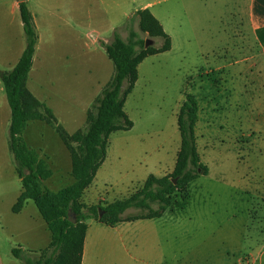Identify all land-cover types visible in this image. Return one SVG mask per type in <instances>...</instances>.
<instances>
[{
  "label": "rangeland",
  "instance_id": "1",
  "mask_svg": "<svg viewBox=\"0 0 264 264\" xmlns=\"http://www.w3.org/2000/svg\"><path fill=\"white\" fill-rule=\"evenodd\" d=\"M87 1L90 6L30 8L39 40L27 88L68 133L85 126L113 73L98 39L109 42L114 29L125 38L123 27L139 3L155 1L149 10L171 47L138 65L123 107L132 127L110 133L105 158L80 198L82 210L130 195L149 174L172 171L185 93L197 100L196 147L208 171L160 217L114 226L87 217L86 264H264V59L247 28V0ZM131 28L147 38L137 19ZM88 29L105 36L97 46H84ZM161 43L155 38L152 44ZM24 44L18 10L0 0V70L11 68ZM9 115L1 88L0 264H22L12 249L37 256L50 234L31 200L14 211L21 183L8 147ZM22 137L52 170L41 180L43 190L56 192L73 181L69 153L53 126L28 121Z\"/></svg>",
  "mask_w": 264,
  "mask_h": 264
},
{
  "label": "trees",
  "instance_id": "2",
  "mask_svg": "<svg viewBox=\"0 0 264 264\" xmlns=\"http://www.w3.org/2000/svg\"><path fill=\"white\" fill-rule=\"evenodd\" d=\"M17 2L25 44L16 63L0 73L10 110L8 145L21 183V194L14 211L21 207V200H31L46 224L50 240L39 249L37 256L20 248H13L12 254L22 264H81L87 217L93 216L96 221L109 226L121 221L160 217L177 193L183 192L199 174L207 173L208 168L200 160L195 140L197 100L194 94L185 93L176 114L180 142L170 173L162 176L149 174L141 187L130 195L113 200L104 207L88 206L87 212L83 211L80 198L105 158L110 133L132 127V121L123 107L138 78V65L150 55L168 51L171 39L148 8L136 9L128 17L123 27L127 30L125 38L114 29L109 42L98 39L112 62L113 73L87 111L85 126L68 133L51 109L26 87L37 34L26 1ZM135 19L141 33L147 38H160L162 43L144 47L145 38L131 28ZM33 120L53 126L69 153L73 181L56 192L41 188V180L51 175V169L45 159L26 145L22 137L26 123ZM130 208L140 211L123 215ZM68 211L74 214V223L68 220Z\"/></svg>",
  "mask_w": 264,
  "mask_h": 264
},
{
  "label": "crops",
  "instance_id": "3",
  "mask_svg": "<svg viewBox=\"0 0 264 264\" xmlns=\"http://www.w3.org/2000/svg\"><path fill=\"white\" fill-rule=\"evenodd\" d=\"M8 1L10 2V5H11L12 8H14V9L16 8L18 10V2H17V0H8ZM25 1L27 3L29 11L31 12L32 19H33L36 31H37V25H36V22H35L34 13L30 9L31 7H73L74 8V7L90 6V3L87 0H25ZM197 1L201 5H206L208 3V1H210V0H197ZM154 2L155 1H146V2H143V3H139L137 5L138 6L137 8L138 9L139 8H148L149 9L151 6H153L155 4ZM18 13H19V11H18ZM245 13H246V18H247V20H246L247 28H248L250 34L252 35L253 39L255 40L257 46H258L259 53L263 56V59H264V0H247ZM36 34H37V41H36V45H35V50H37V44H38V40H39V36H38L39 34L37 32H36ZM98 37L99 38H104L105 36L101 35V31H96L94 29H88L85 32L86 43H85L84 46H86V47H88L89 45L97 46L98 44H96V39ZM23 48L16 55V59H15V62L13 63V65L18 60ZM35 50H34V53H35ZM33 57H34V54H33ZM33 57H32V61H33ZM30 71H31V73L33 71L32 64H31L29 72ZM1 72H3V71L0 70V73ZM29 72H28V74H29ZM27 78H28V76H27ZM0 82H1V80H0ZM30 82H31V76H30ZM32 83H33V81H32ZM25 84H26V87H27V82H25ZM1 85H2V83H1ZM1 88L3 89L2 86H1ZM9 119H10V115H9ZM38 121H40V120H38ZM42 122L45 123L44 121H42ZM46 125H48V124H46ZM8 147H9V145H8ZM51 172H52V170H51ZM43 222H44V220H43ZM45 227H46V224H45ZM86 243H87V233H85V237H84L81 264H86V258H87V244Z\"/></svg>",
  "mask_w": 264,
  "mask_h": 264
},
{
  "label": "water",
  "instance_id": "4",
  "mask_svg": "<svg viewBox=\"0 0 264 264\" xmlns=\"http://www.w3.org/2000/svg\"><path fill=\"white\" fill-rule=\"evenodd\" d=\"M153 43V39L151 38H145V41H144V47H147L149 45H152ZM101 215V211L99 210L98 212V216ZM67 218L70 222L74 223L75 222V217H74V214L71 213L70 211L67 212Z\"/></svg>",
  "mask_w": 264,
  "mask_h": 264
}]
</instances>
